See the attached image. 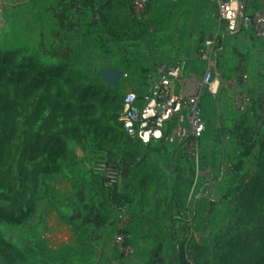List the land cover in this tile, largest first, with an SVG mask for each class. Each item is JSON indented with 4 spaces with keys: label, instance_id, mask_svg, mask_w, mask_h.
Returning a JSON list of instances; mask_svg holds the SVG:
<instances>
[{
    "label": "rangeland",
    "instance_id": "obj_1",
    "mask_svg": "<svg viewBox=\"0 0 264 264\" xmlns=\"http://www.w3.org/2000/svg\"><path fill=\"white\" fill-rule=\"evenodd\" d=\"M132 1L0 0V96L18 109L0 164V264H108L105 249L114 264H194V244L208 264H264V45L238 51L211 0H149L139 19ZM207 41L220 81L202 100L198 158L140 148L119 120L125 93L144 90L156 63L194 69ZM112 70L115 83L101 76ZM97 162L123 164L120 206ZM121 231L130 261L110 241Z\"/></svg>",
    "mask_w": 264,
    "mask_h": 264
},
{
    "label": "built area",
    "instance_id": "obj_2",
    "mask_svg": "<svg viewBox=\"0 0 264 264\" xmlns=\"http://www.w3.org/2000/svg\"><path fill=\"white\" fill-rule=\"evenodd\" d=\"M227 28L242 31L248 38L264 45V0H257V7L247 12L241 0H211ZM149 0H133L132 13L139 19L145 12ZM213 41H207L198 51L197 60L203 64L202 73L188 72L185 60L156 63L145 76L146 88L125 93L119 120L126 136L141 148L165 143L191 160L198 158L199 142L206 125L202 113V100L217 93L220 78L210 64ZM188 72V74H187ZM243 96H237V104ZM92 170L101 174V186L112 193L121 179V170L116 165L97 162ZM121 225L128 224L126 207ZM117 255L130 260L134 252L131 236L121 231L111 238Z\"/></svg>",
    "mask_w": 264,
    "mask_h": 264
},
{
    "label": "trees",
    "instance_id": "obj_3",
    "mask_svg": "<svg viewBox=\"0 0 264 264\" xmlns=\"http://www.w3.org/2000/svg\"><path fill=\"white\" fill-rule=\"evenodd\" d=\"M255 104L257 105L259 114L258 118H263L264 115L262 114V108L264 106V98H260L255 100ZM80 108H77L76 111L78 112ZM18 116V109L16 105L8 100H5L3 97L0 96V164L5 160V150L9 142L12 140L15 132V121ZM54 118V115H48L44 122L42 127H46L49 124L52 123V120ZM138 144V143H137ZM141 148V146L139 145ZM122 163L118 162L116 166H118L122 170ZM123 175V172H122ZM111 196V200L109 205L110 206H120L121 202H119L118 195L116 189L109 194ZM192 251V261L194 264H208L207 261V248L194 244L191 248ZM183 249L180 250L181 258H183ZM183 264V259L181 260Z\"/></svg>",
    "mask_w": 264,
    "mask_h": 264
},
{
    "label": "crops",
    "instance_id": "obj_4",
    "mask_svg": "<svg viewBox=\"0 0 264 264\" xmlns=\"http://www.w3.org/2000/svg\"><path fill=\"white\" fill-rule=\"evenodd\" d=\"M243 2L245 3V6H246V10H247V12H252V11H254L255 10V8H253L252 7V4H253V0H243ZM60 14V13H59ZM60 16H63L62 14L60 15ZM64 16H65V18L67 19V18H71L72 19V21H74L75 23L77 22V21H79V19L78 18H80V17H78L77 16V14L75 13V12H72V11H70V12H66L65 14H64ZM64 24H65V22H64ZM244 35H245V33L244 32H242V31H236V32H231V33H228L227 35H224V36H230L231 38H238V40L237 41H239L240 43H237V42H235V48L236 49H238V51H240V49H245V50H247L248 51V54H249V56H252V57H256L257 55H259L258 54V52H259V50H258V48H256V44H255V42H253V41H255L254 39H251L250 41H242V39H243V37H244ZM251 42H253V43H251ZM258 42V41H257ZM195 68L193 69H191V68H189L188 69V72H190V70H196V73H197V75H200L201 73H202V69H203V64H201L197 59H195ZM198 66H201L202 67V69L201 70H198ZM188 72H187V74H188ZM243 76V84H244V89H246V88H249L250 86H253L252 84H253V80L250 78V76H246V74H243V75H241V77ZM261 96V95H260ZM260 96H256V99L255 100H257V99H260L261 97ZM255 102V101H254ZM255 104V103H254ZM256 105V104H255ZM257 106V105H256ZM257 108V107H256ZM257 110H258V108H257ZM106 250V252H104L105 253V255H107V253L109 254V255H107L108 256V258H109V260H108V264H114V263H112V259L110 258L111 256H110V254H111V250H109V249H105ZM105 258V257H104ZM127 261H130V260H127Z\"/></svg>",
    "mask_w": 264,
    "mask_h": 264
},
{
    "label": "water",
    "instance_id": "obj_5",
    "mask_svg": "<svg viewBox=\"0 0 264 264\" xmlns=\"http://www.w3.org/2000/svg\"><path fill=\"white\" fill-rule=\"evenodd\" d=\"M121 72L112 70L108 73H103L101 76L108 80L110 83H115L117 78L120 76Z\"/></svg>",
    "mask_w": 264,
    "mask_h": 264
}]
</instances>
